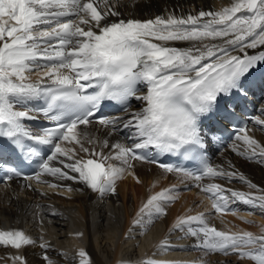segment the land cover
Listing matches in <instances>:
<instances>
[{"label": "snow or ice", "instance_id": "snow-or-ice-1", "mask_svg": "<svg viewBox=\"0 0 264 264\" xmlns=\"http://www.w3.org/2000/svg\"><path fill=\"white\" fill-rule=\"evenodd\" d=\"M120 3L121 0H0V138H7L30 157L39 153L25 145L22 138L50 146V154L39 165L40 172L26 180L39 181L46 173L59 180H78L100 196L115 193L116 181L125 173L135 177L133 161L155 162L146 152L150 148L185 156L202 150L205 122L220 109L222 98L246 96L256 73L264 68V0H232L219 10H200L186 16L167 13L144 20L119 18ZM176 43L189 46L176 47ZM248 49L257 51L249 54ZM34 71L36 80L30 75ZM139 84L147 87L143 95H138ZM130 98L142 100L146 106L139 112L125 108L126 119L102 114L97 117L105 101L126 104ZM40 119L48 120L52 126L33 132L26 122ZM253 119L264 126V118ZM94 122L107 130L106 136L121 127L129 130L131 143L117 141L110 145L108 139L90 134L87 129ZM239 131L243 135L237 139L247 146L239 154L247 159L258 155L264 163V145L249 136L246 127ZM66 145L78 146L79 152L90 158L79 157L76 147ZM109 147L114 153L105 155L103 149ZM112 159L120 161L121 166L106 164ZM160 166L166 172L183 173L198 182L205 178L228 182L239 179L255 190L244 192L216 182L198 183L216 213L232 211L229 204L236 201L264 211V189H258L231 164L226 169L204 162L198 175ZM12 178L7 176L8 180ZM174 188L150 196L133 224L147 227L154 214L164 215L162 202L175 199ZM143 214L149 217L147 222ZM173 229L195 237L196 246L206 254L235 253L240 259L264 264V231L256 235L218 230L204 213L178 217ZM34 244L21 230H0V246L19 250ZM161 247L167 248L168 242L162 241ZM78 256L79 264H90L83 248ZM9 259L12 264H26L21 255ZM44 259L53 264L47 255ZM142 264L161 262L146 259Z\"/></svg>", "mask_w": 264, "mask_h": 264}, {"label": "bare ground", "instance_id": "bare-ground-1", "mask_svg": "<svg viewBox=\"0 0 264 264\" xmlns=\"http://www.w3.org/2000/svg\"><path fill=\"white\" fill-rule=\"evenodd\" d=\"M231 2L232 0H121L118 6L121 12L119 18L144 20L167 13L186 16L200 10H219ZM174 46L189 45L176 43ZM256 51L248 49L249 54ZM30 75L33 80L38 78L35 71ZM143 94L145 93L141 92L139 95ZM145 106L146 102L136 99L129 112H139ZM120 117L127 118L126 114ZM87 130L96 137L108 139L110 145L130 140L126 136L130 131L122 127L110 136L105 135L107 130L102 127L90 125ZM247 134L264 145V126H250ZM66 146L76 147L79 152L78 146ZM85 146L91 148L90 145ZM246 148L243 140L239 139L216 156L215 165L228 169L231 164L234 170L243 173L258 189H264V163L260 162L258 155L252 159L240 155ZM99 150L97 147V151ZM103 152L108 155L114 153V150L109 147L103 149ZM85 155L86 153L79 152V157L83 158ZM61 159L69 162L64 157ZM109 162L121 166L118 160L112 159ZM54 164L62 167L58 162ZM134 165L135 177L125 173L122 179L116 181V192L104 196L93 192L78 180H59L51 175H45L30 187L20 183L7 188L0 187V228L5 224L16 223L35 241L34 245H23L19 250L0 246V264H12L9 257L14 255L23 256L26 264H48L44 259L45 255L53 264H79L78 252L81 248L88 253L90 264H142L146 259H154L161 264H254L248 259H240L235 253L225 256L206 254L203 248L194 250L198 244L196 238L173 229V225L178 217L204 213L209 223L218 225V230L234 233L236 227H239L242 231L260 235L264 231V211L236 201L232 203V211L228 214L214 213L212 203L198 189L187 193L178 190V187L181 188V185L190 181L185 176L168 174L143 162L135 161ZM69 174L78 176L76 173ZM212 182L237 191H255L239 179L231 182L219 179ZM52 184H59L60 187H50ZM173 186L175 188L172 195L175 199L162 202L164 215L154 214L147 227L133 224L137 213L150 196L164 189H172ZM69 188L72 191H68ZM143 219L147 222L149 217L143 214ZM245 221L258 224L249 227L251 224ZM77 233L83 235L77 236ZM165 240L168 247L162 248L161 242ZM41 244L47 247L41 248Z\"/></svg>", "mask_w": 264, "mask_h": 264}, {"label": "rangeland", "instance_id": "rangeland-1", "mask_svg": "<svg viewBox=\"0 0 264 264\" xmlns=\"http://www.w3.org/2000/svg\"><path fill=\"white\" fill-rule=\"evenodd\" d=\"M249 224H251V225H249V227H252V226H254L255 224H258L257 222L255 223H249ZM257 228V227H256ZM238 230V231H237ZM242 231V229L241 228H239V227H236V229H235V231H233V232H241Z\"/></svg>", "mask_w": 264, "mask_h": 264}]
</instances>
